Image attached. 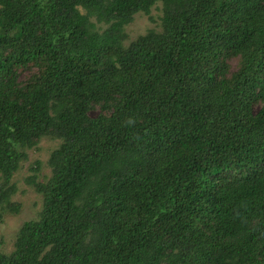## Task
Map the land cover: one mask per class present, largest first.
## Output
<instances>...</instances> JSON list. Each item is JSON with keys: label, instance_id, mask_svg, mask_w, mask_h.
Wrapping results in <instances>:
<instances>
[{"label": "trees", "instance_id": "obj_1", "mask_svg": "<svg viewBox=\"0 0 264 264\" xmlns=\"http://www.w3.org/2000/svg\"><path fill=\"white\" fill-rule=\"evenodd\" d=\"M43 139L0 264H264V0H0V222Z\"/></svg>", "mask_w": 264, "mask_h": 264}, {"label": "rangeland", "instance_id": "obj_2", "mask_svg": "<svg viewBox=\"0 0 264 264\" xmlns=\"http://www.w3.org/2000/svg\"><path fill=\"white\" fill-rule=\"evenodd\" d=\"M152 14L157 15L158 12L153 10ZM153 27L147 16H136L133 24L127 28V33L132 40L139 35L144 34L147 29ZM59 142L49 139H43L40 143V149L33 150L29 153L30 157L24 163L23 168L15 175L14 183L17 185L18 192L13 198L14 202L20 203V212L8 213L4 215L0 222V240L3 242L0 252L3 254H11L15 250L17 235L26 222L37 219L42 209V197L35 190L26 184L25 179L32 174L30 167L37 161L41 162L40 181H44L46 176L51 175V170L47 166V160L51 151L58 146Z\"/></svg>", "mask_w": 264, "mask_h": 264}]
</instances>
